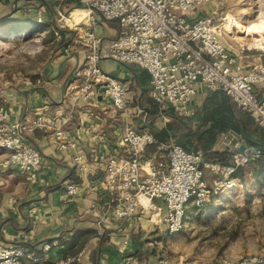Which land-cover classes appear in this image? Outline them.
Returning <instances> with one entry per match:
<instances>
[{"label":"built area","instance_id":"obj_1","mask_svg":"<svg viewBox=\"0 0 264 264\" xmlns=\"http://www.w3.org/2000/svg\"><path fill=\"white\" fill-rule=\"evenodd\" d=\"M77 1L105 19L117 20L119 28L106 46L95 24L84 28L82 25L78 30L79 41L88 53L76 68L74 80L67 85V93L76 100L83 99L90 107L99 105L101 98H110L115 111L127 109L129 85L102 68L101 59L105 57L145 69L150 75L151 98L164 109L173 108L180 117L196 114L193 101L199 93L224 91L253 117L254 126L248 131L264 129V62L247 64L243 59L248 56L245 48H234L226 42L221 22L225 0ZM210 3L215 4L214 10ZM39 14V20H43V13ZM70 47L63 46L64 51L68 53ZM102 112L87 110L96 119L101 118ZM139 113H143L142 108ZM4 120L5 115L0 114V121ZM42 120L35 119L32 126L45 127L47 121ZM29 129L30 124L24 120L2 124L0 145L8 155L0 167L18 170L35 185L43 154L39 146L26 139L24 133ZM78 133L74 131L75 136ZM72 137L62 126L54 129L53 139L60 149L75 146ZM221 138L220 148L228 152L226 161L220 157L207 159L203 149L187 150L175 139L161 142L148 125L126 126L122 143L128 145L129 152L109 156L104 177L98 182L100 190L110 195L104 208L111 210L116 219L140 218L147 210L158 208L150 221L162 224L167 234L178 233L184 227L190 200L201 207L223 192L243 187L239 170L264 159V142L253 144L234 130H227ZM151 145L168 150V154L149 156L147 149ZM75 159L79 169L86 171L85 154L80 153ZM208 174L212 175L211 182ZM66 186L70 196L85 190L80 182H66ZM93 213L100 225L108 218L96 204ZM55 244L56 241L46 243L44 249L48 251ZM120 252L122 264H141L136 255L128 253L126 244ZM23 256V248L17 245L0 246V264H24ZM72 261L68 258L54 264ZM163 262L169 264L168 259ZM225 264H264V255H248Z\"/></svg>","mask_w":264,"mask_h":264},{"label":"crops","instance_id":"obj_2","mask_svg":"<svg viewBox=\"0 0 264 264\" xmlns=\"http://www.w3.org/2000/svg\"><path fill=\"white\" fill-rule=\"evenodd\" d=\"M74 2L78 3L77 0H0V30L20 26L19 22L25 15H40V11L46 13L49 9L50 12L53 7L71 9ZM87 14L86 9L76 8L67 21L75 26ZM89 14L87 22L95 24L97 34L106 46L118 33V21L105 19L97 12L89 11ZM70 31L73 34L70 51L65 52L61 46L51 66L48 65L45 72L37 76L36 82L19 91L15 100L7 99L5 108H2L5 122L24 120L30 124V129L24 134L30 143L41 149L43 165L35 185H24L22 178L10 175L6 170L1 173L0 246L17 245L23 248L24 264H54L68 258L73 259L70 264H122L120 247L126 244L128 253L136 255L141 264H164L167 255L156 251L155 241L150 242L164 234V226L149 219L159 211L158 208L147 210L140 218L116 219L111 210L104 208L110 195L100 190L98 182L104 177L109 156L126 150L122 143L126 126L148 125L156 134L167 127L170 118L150 96L149 73L135 64L105 57L100 63L112 77L129 85L127 109L115 111L110 98H101L99 105L89 107L83 99L76 100L68 94L67 85L74 80L76 68L88 53L79 41L78 32ZM206 96L201 92L194 99L196 114L186 118V130L198 124V113ZM155 105H159L160 110ZM139 108L143 109V113H139ZM87 110L103 112L101 118L96 119ZM47 112L50 115L48 118ZM43 117L47 121L45 127L32 126V121ZM60 126L69 130L75 146L60 149L59 143L53 139L54 129ZM253 126L254 123L249 127ZM76 130L79 133L75 136ZM252 134L255 140L264 141V129L256 128ZM169 137L174 139L172 135ZM220 142L217 147L222 151ZM150 147L154 148L150 156L162 153L156 145ZM196 149L202 148L190 150ZM80 153L85 154L86 171L79 169L75 159ZM3 157L0 156V160ZM209 177L212 175L208 174ZM66 182L83 183L85 190L70 196ZM93 204L108 216L101 225L93 213ZM54 241L57 244L50 250L44 249L46 243ZM156 243L159 244L158 241Z\"/></svg>","mask_w":264,"mask_h":264},{"label":"rangeland","instance_id":"obj_3","mask_svg":"<svg viewBox=\"0 0 264 264\" xmlns=\"http://www.w3.org/2000/svg\"><path fill=\"white\" fill-rule=\"evenodd\" d=\"M209 5L215 9L214 3ZM76 8L88 9L83 5L66 11L53 7L50 12L49 9L44 12L45 15L42 12L43 20H39L40 15H25L20 26L0 30V114L7 99L15 100L19 91L32 86L37 76L51 66L60 47L72 42L70 30L78 32L82 25V28L90 25L87 22L89 13L75 26L68 23L67 17ZM221 22L225 27L226 42L234 48H245L244 53L248 56L243 59L247 64L264 62V28L261 27L264 24V0H225ZM159 107L155 105L158 110ZM48 112L47 118L50 117ZM4 123L0 121V127ZM123 146L127 151L124 153H128V145ZM0 151V156L4 155L1 163L8 151L1 145ZM153 151L150 147L147 154ZM162 153L167 155L168 150L163 149ZM5 170L22 178L24 185H33L18 170L1 167L0 181ZM243 175V187L224 192L201 207L190 200L181 231L165 234L164 230L159 239L150 240L155 241L153 245L157 252L167 255L169 264H225L248 255H264V163L256 161L247 165Z\"/></svg>","mask_w":264,"mask_h":264},{"label":"trees","instance_id":"obj_4","mask_svg":"<svg viewBox=\"0 0 264 264\" xmlns=\"http://www.w3.org/2000/svg\"><path fill=\"white\" fill-rule=\"evenodd\" d=\"M79 6L81 4L74 2L73 7ZM164 111L169 116L170 121L166 128L156 133L159 141L167 142L169 136L172 135L186 149L202 148L207 159L220 157L225 161L228 160V152L220 151L217 147L222 134L227 130L234 129L251 140L253 144L264 142L252 138L253 134L248 131V127L254 123L251 114L240 108L224 91L207 94L198 113V124L195 127L190 126L188 130L184 128L188 122L186 118L178 116L171 107L164 109ZM257 162L264 163V159H259ZM243 169L239 170V174L244 179Z\"/></svg>","mask_w":264,"mask_h":264},{"label":"bare ground","instance_id":"obj_5","mask_svg":"<svg viewBox=\"0 0 264 264\" xmlns=\"http://www.w3.org/2000/svg\"><path fill=\"white\" fill-rule=\"evenodd\" d=\"M86 11L89 13V9H86ZM79 24V23H78ZM238 25V24H237ZM262 27V29L264 28V24L261 26ZM127 152V151H126ZM226 192H228V191H226ZM224 193V192H223Z\"/></svg>","mask_w":264,"mask_h":264},{"label":"water","instance_id":"obj_6","mask_svg":"<svg viewBox=\"0 0 264 264\" xmlns=\"http://www.w3.org/2000/svg\"><path fill=\"white\" fill-rule=\"evenodd\" d=\"M244 149H245V146H244V145H242V146H241V150H244Z\"/></svg>","mask_w":264,"mask_h":264}]
</instances>
